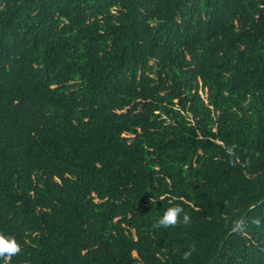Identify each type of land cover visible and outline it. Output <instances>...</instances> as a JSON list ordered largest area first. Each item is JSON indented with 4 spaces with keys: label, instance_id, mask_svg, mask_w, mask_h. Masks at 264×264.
I'll return each instance as SVG.
<instances>
[{
    "label": "trees",
    "instance_id": "trees-1",
    "mask_svg": "<svg viewBox=\"0 0 264 264\" xmlns=\"http://www.w3.org/2000/svg\"><path fill=\"white\" fill-rule=\"evenodd\" d=\"M0 233L10 264H264V0H0Z\"/></svg>",
    "mask_w": 264,
    "mask_h": 264
},
{
    "label": "clouds",
    "instance_id": "clouds-1",
    "mask_svg": "<svg viewBox=\"0 0 264 264\" xmlns=\"http://www.w3.org/2000/svg\"><path fill=\"white\" fill-rule=\"evenodd\" d=\"M228 153H233V148L227 149ZM183 213L182 219L181 214ZM191 223V217L184 213V210L180 206L169 207L165 210L163 216L158 219L154 224L156 228H175L178 225L183 224L187 226ZM252 223L259 226V220H253ZM246 224L244 220H236L233 222L230 229L233 233L242 234L245 230ZM195 251V246L190 247L187 251L184 252L183 258L189 259ZM21 252V246L17 240L12 236H5L3 233H0V260L4 261V264H10L12 258L18 255Z\"/></svg>",
    "mask_w": 264,
    "mask_h": 264
}]
</instances>
